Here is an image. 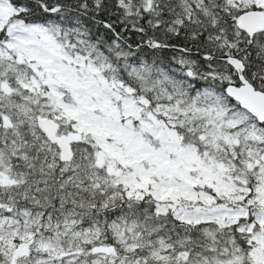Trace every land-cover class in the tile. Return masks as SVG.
I'll list each match as a JSON object with an SVG mask.
<instances>
[{"label":"snow or ice","instance_id":"6c2138e0","mask_svg":"<svg viewBox=\"0 0 264 264\" xmlns=\"http://www.w3.org/2000/svg\"><path fill=\"white\" fill-rule=\"evenodd\" d=\"M0 264H264V0H0Z\"/></svg>","mask_w":264,"mask_h":264}]
</instances>
